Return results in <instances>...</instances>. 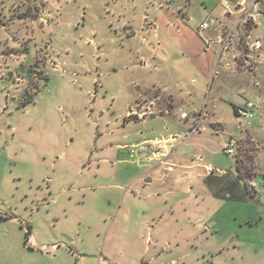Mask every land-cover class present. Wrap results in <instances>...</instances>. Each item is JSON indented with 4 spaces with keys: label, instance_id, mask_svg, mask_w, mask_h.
Masks as SVG:
<instances>
[{
    "label": "rangeland",
    "instance_id": "1",
    "mask_svg": "<svg viewBox=\"0 0 264 264\" xmlns=\"http://www.w3.org/2000/svg\"><path fill=\"white\" fill-rule=\"evenodd\" d=\"M220 1L0 0V264H264V76L240 57L247 40H264V17L243 16L214 65L218 44L195 53L196 28L212 16L232 27L238 15ZM155 12L160 24L188 16L193 34L178 22L172 33H123L124 19L152 23ZM156 88L177 107L129 119L135 98L165 100ZM247 100L253 116H236ZM201 118L205 129L190 131ZM170 135L180 162L198 154L223 173L162 178L166 166L116 147Z\"/></svg>",
    "mask_w": 264,
    "mask_h": 264
},
{
    "label": "crops",
    "instance_id": "2",
    "mask_svg": "<svg viewBox=\"0 0 264 264\" xmlns=\"http://www.w3.org/2000/svg\"><path fill=\"white\" fill-rule=\"evenodd\" d=\"M175 1H177V0H175ZM183 2L187 3V1L186 2L183 1ZM159 6H161L160 3H159ZM212 7L209 8L208 12L212 9ZM157 14H158L157 12L154 13V18H152L153 19L152 23L147 21L146 14L145 15L143 14V15H141L138 18H135V16L132 15L133 17H130L129 19H127V18L124 19V21L122 23L123 33H125L127 35V37H129V39L138 36V34L141 35L144 32H149V34H152L153 36H156L157 35V30L160 27L165 28L167 33H172L170 31V29H175L174 26L177 24V22L180 23V27H179V29H177L175 31H177V33L179 35H181L183 33V30H185V33H189V34L192 33L187 28V26L185 25V22L188 21V19H190L188 16L183 18V17H181V16H179V15H177L175 13H173V14L170 13L168 15V17H170L172 20L171 21L170 20H165V24L162 22L163 26H161L162 23L160 24L159 22H157ZM146 23H150L149 24L150 27L148 25H146ZM198 27H199V24H198L196 30H197V34L201 38L198 37L199 39H197V41H196V46H195L196 47V51H195V53L200 50L201 41H203L204 34H207L206 31L200 32L198 30ZM203 43H204V41H203ZM206 48L207 49H213L212 47H208V46H206ZM192 54H194V52H192ZM215 54H216V51H215ZM169 59H171V58L167 57V58H165L163 60V62L166 63V64L163 63L164 67L168 64V66L170 67L169 69L173 70L172 62H174V61L173 60L170 61ZM169 62H170V64H169ZM196 67L201 72V74L207 76L208 68H209L208 64L205 65V66H199L198 63H197ZM211 74H212V72H211ZM210 80H211V77H210ZM156 89L159 90L162 94H164L165 100L167 102H165V100L161 101L162 98L160 97V94L152 95L151 99H149L148 101H145V100L136 101V98H135L134 102H135V106H136V111H132L130 109V111L128 113L129 114L128 115L129 119H130V115L131 114L132 115H136L137 117H136L135 120H138V119H141V118L145 117L146 115H155V113H153V111H151V109L159 110L158 113H156V114H160L161 115V114L170 113V112L173 111V109H175L177 107L178 100H177V98H175L173 96V94L171 92L168 91V89L167 90L160 89V88H156ZM149 91L154 92L153 89L149 90ZM152 92H150V93H152ZM147 111H149V112H147ZM182 112H184V111H181V113ZM203 114H205L204 113V109H203ZM179 117H180V115H179ZM131 119H133V118H131ZM205 123H206L205 122V118L204 119L201 118L200 120H198L196 122L197 127H195L194 129H191L190 125H188V129L189 130L191 129L190 131H192V132H197L200 129H205ZM173 137H174L173 135H170V137L165 136V137H162L161 139L160 138L143 139V140H140L138 142L130 143V145H125V144L119 145L118 144V145H116V147H118L117 149H123V148L129 149L128 151L130 152V155H132V156L134 154H136V155L139 154L137 156V159H140V160H144V159H146V160H155V161H157V164L166 166L167 167V171L165 172V174H163L161 176L162 178L165 175L164 177H171V178H173V180H177V178H178L177 171H180L183 175L187 174V170H184V168L185 169H190L192 167H198V168L200 167L205 172L204 166L209 165V164L199 165L198 162H200L202 160V156L201 155L197 154L194 157H192L189 160L188 164L182 163V162L179 161L180 158H181L180 155H179V153L181 154V149L178 150L177 148L179 146H181L183 143H181V141H179V146L178 147H173L172 143H171L174 140ZM228 142H231V141H228ZM139 144H144V146L146 148L144 150H137L136 146L139 145ZM188 173H190V172H188ZM145 174L146 173H144V172L139 174L138 175V179H140L141 181L143 180L144 182H150V179L146 178ZM183 175H181V176H183ZM205 175L206 176H210L211 173L207 174L205 172ZM133 181L131 182V184L133 183ZM186 189L191 191L192 187L187 186ZM149 194H150V192L147 193V195H149ZM15 220H17V219L14 217L13 223L15 222ZM31 237H32V242H34L33 235H31ZM50 246H51V248L56 249L55 248V243H51ZM47 247L48 246L45 245L44 243L40 244V247L38 248V250L40 251V255L42 257L48 258L50 260H53V258L50 255L45 254V250H46ZM55 256L56 255H54V257ZM76 264H86V263H85V261H81L80 260L79 263L77 262ZM93 264H117V263H113L112 262V256L111 255H105L104 257L97 258V259H96V256H94V263ZM118 264H122V263H118Z\"/></svg>",
    "mask_w": 264,
    "mask_h": 264
},
{
    "label": "built area",
    "instance_id": "3",
    "mask_svg": "<svg viewBox=\"0 0 264 264\" xmlns=\"http://www.w3.org/2000/svg\"><path fill=\"white\" fill-rule=\"evenodd\" d=\"M221 13L223 15L231 14L238 15L237 19L234 21L232 27L228 30L221 31L219 27L223 25L221 21H219L216 17H207L202 20L199 24L198 30L209 31L213 29L217 34L215 38L204 37L203 41L206 46L211 47L214 42L218 44L219 50H217L215 54L214 65L220 62L221 57L229 51V41L228 39L241 22V18L243 16H248L253 19V21H257L260 17H264V0H221L220 1ZM214 26V27H213ZM246 64H255L259 67L261 71V75L264 76V40L260 37H255L251 40L246 41L245 51L240 56ZM227 65V63H224ZM253 107L254 104L251 101H246L242 106H235L234 113L236 116L244 119L251 118L253 116ZM186 117L185 112L180 114V118L184 119ZM146 147L144 144H139L136 146L137 150H144ZM225 153L229 155H234V145L231 142L225 144L222 149ZM205 172L207 174L216 171L221 174L223 171L219 168H213L210 165L204 166Z\"/></svg>",
    "mask_w": 264,
    "mask_h": 264
},
{
    "label": "trees",
    "instance_id": "4",
    "mask_svg": "<svg viewBox=\"0 0 264 264\" xmlns=\"http://www.w3.org/2000/svg\"><path fill=\"white\" fill-rule=\"evenodd\" d=\"M236 170H237L238 175L240 176V166L238 164V160L237 159H236ZM4 218L5 217L2 214H0V220L4 219ZM27 235H28V232H26V234H25V239H27Z\"/></svg>",
    "mask_w": 264,
    "mask_h": 264
}]
</instances>
